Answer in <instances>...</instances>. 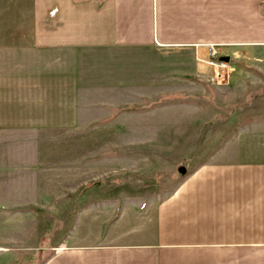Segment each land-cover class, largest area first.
I'll use <instances>...</instances> for the list:
<instances>
[{
    "label": "crops",
    "instance_id": "1",
    "mask_svg": "<svg viewBox=\"0 0 264 264\" xmlns=\"http://www.w3.org/2000/svg\"><path fill=\"white\" fill-rule=\"evenodd\" d=\"M211 47L229 62L264 60V0H0V264L42 236L48 200L77 192L69 137L80 123L138 105L136 128L155 130L154 99L204 79ZM214 156L142 229L67 235L41 264H264V117Z\"/></svg>",
    "mask_w": 264,
    "mask_h": 264
},
{
    "label": "rangeland",
    "instance_id": "2",
    "mask_svg": "<svg viewBox=\"0 0 264 264\" xmlns=\"http://www.w3.org/2000/svg\"><path fill=\"white\" fill-rule=\"evenodd\" d=\"M202 56L206 59V64H200L207 73L204 79L197 85L182 86L168 98L158 95L149 103L156 107L151 118L155 130L136 128L138 121L146 120L145 115L135 113L138 105H128V112L90 124L80 123L69 137L78 157L77 192L72 200L61 199L59 193L48 200L42 236L31 240L29 247L14 249L15 261L7 264H41L53 253V244L67 235L78 234L80 239V234L100 233L103 239L142 229L156 202L182 176L214 159L216 149L239 125L264 117V60L230 59L233 70L227 81L216 83L214 68L208 64L211 56ZM220 57L218 53L217 59ZM162 90L159 83V94ZM127 99L132 100V94ZM117 110L111 107V111ZM48 140L50 147L64 143L65 137ZM49 164L51 173L55 163Z\"/></svg>",
    "mask_w": 264,
    "mask_h": 264
},
{
    "label": "built area",
    "instance_id": "3",
    "mask_svg": "<svg viewBox=\"0 0 264 264\" xmlns=\"http://www.w3.org/2000/svg\"><path fill=\"white\" fill-rule=\"evenodd\" d=\"M208 64L214 68L213 80L217 83H224L229 77V72L233 70L229 62L218 60V53L213 47L210 48Z\"/></svg>",
    "mask_w": 264,
    "mask_h": 264
},
{
    "label": "water",
    "instance_id": "4",
    "mask_svg": "<svg viewBox=\"0 0 264 264\" xmlns=\"http://www.w3.org/2000/svg\"><path fill=\"white\" fill-rule=\"evenodd\" d=\"M220 59L228 62L229 61V56H222V57H220ZM179 170L182 171L183 167H180Z\"/></svg>",
    "mask_w": 264,
    "mask_h": 264
},
{
    "label": "bare ground",
    "instance_id": "5",
    "mask_svg": "<svg viewBox=\"0 0 264 264\" xmlns=\"http://www.w3.org/2000/svg\"><path fill=\"white\" fill-rule=\"evenodd\" d=\"M224 61V60H223ZM227 62V61H226ZM229 62V61H228Z\"/></svg>",
    "mask_w": 264,
    "mask_h": 264
}]
</instances>
